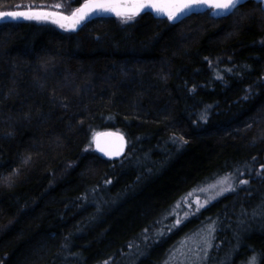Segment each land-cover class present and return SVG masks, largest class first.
Instances as JSON below:
<instances>
[{"label":"trees","instance_id":"16d2710c","mask_svg":"<svg viewBox=\"0 0 264 264\" xmlns=\"http://www.w3.org/2000/svg\"><path fill=\"white\" fill-rule=\"evenodd\" d=\"M84 1L0 0V11L70 14ZM106 129L128 139L119 159L94 149L93 135ZM234 170L248 184L200 215L218 222L208 264L233 247L229 228L264 208L258 2L175 25L145 13L129 24L96 17L74 32L0 22V174L11 179L0 183V264H114L146 234L155 244L151 227L185 192ZM260 223L234 264L251 255L264 264ZM163 240L130 264H164L174 239Z\"/></svg>","mask_w":264,"mask_h":264},{"label":"rangeland","instance_id":"374dc122","mask_svg":"<svg viewBox=\"0 0 264 264\" xmlns=\"http://www.w3.org/2000/svg\"><path fill=\"white\" fill-rule=\"evenodd\" d=\"M234 171L210 176L194 188L185 192L171 205V207L167 209L160 219L158 218V223L151 227V239H155V244H152V241L150 245L149 235L146 234L143 236V239L149 247H142V245L146 243L139 239L134 240L129 245L130 251L126 253L125 259L115 261L114 264H130L131 261L129 258L132 257V255L134 257H142L145 254L147 255L149 252H155L154 249H156V245H159L162 242V239H164L163 241H168V239L172 238L174 241H171L165 249L166 255L163 258L164 264H208L211 250L216 244L214 239L218 228V222L215 218H203L200 215L207 206L211 205L222 196L212 200L205 207L200 208L198 212V205L195 202L199 200L200 204H204V202L210 197L216 196V193L220 188V185H218L217 182L226 176L230 177V182L234 186L238 185L239 181L243 180V176H240V173L237 174V171ZM211 185L217 186L215 188H211ZM201 189L208 190L201 191ZM193 213H195V215H193ZM186 215L187 218L185 219ZM263 218L264 208L263 211L262 208H260V210L252 211L249 217L239 220L236 225H232L229 229L232 230L233 227L235 233L229 237V242H227L228 238L225 239V243H230L232 239L234 245L232 248L230 247V249L222 247L221 252L216 255L218 262L216 264H222V262H224V264H234L233 262L236 257L235 250L238 243L240 242V244H242V241L245 238L258 233L260 231V221ZM177 219H180L183 222L178 227H174ZM210 224L213 226L214 231L209 238L212 246L207 247V245L202 242L201 238L207 236ZM169 229L171 230L169 231ZM161 233H163V235H161ZM229 256L231 259L230 261H227L226 257ZM252 256L253 255L246 260L247 264ZM257 264H259V259Z\"/></svg>","mask_w":264,"mask_h":264},{"label":"snow or ice","instance_id":"6c2138e0","mask_svg":"<svg viewBox=\"0 0 264 264\" xmlns=\"http://www.w3.org/2000/svg\"><path fill=\"white\" fill-rule=\"evenodd\" d=\"M245 0H87L86 3L82 4L79 8H76L71 12L70 15H65L60 11H47L44 10L46 6H40L39 9H36L35 6H23L27 8L26 11H7L0 12V21L9 20V21H31L38 23H51L56 25L59 29L65 32H74L78 28H82L88 22H90L93 17L102 18L105 14L114 15L118 18L121 24H129L135 20L137 16L141 13L151 14L157 18L166 17L167 22H171L175 25L177 22H181L182 18L188 16L190 12H193L195 9L200 7H207L212 11V15L215 17L223 16L226 13H234L238 7L243 6ZM260 10L264 12V0H258ZM16 7H22L17 5ZM56 9H60L61 5L56 4L54 6ZM35 9V10H33ZM247 99V97H244ZM101 135H113V134H101L96 133L92 137V142L95 143L96 149L103 153L105 156H119L121 150L117 151H108L104 147H101L99 137ZM121 142L124 141V137L121 135L118 137ZM25 164L28 163V160L23 161ZM18 171H13V176L17 175ZM11 183L10 178H6L3 174H0V183ZM110 183V181H109ZM220 185L219 191L216 193V196L210 197L200 204V201L197 200L195 203L198 205L197 212L200 208L205 207L212 200L225 195L226 193L234 192L237 187L241 185H247V180H240L238 185L234 186L230 182V177L226 176L222 180L217 182ZM217 185H211V188H215ZM208 189H201V191H207ZM195 215V213H193ZM187 215L185 216V219ZM183 221L177 219L176 225L178 227ZM171 229H169L170 231ZM214 231L213 226L210 224L208 228L207 236L201 238L202 242L211 247L209 238L211 237L212 232ZM163 235V233H161ZM238 247V245H237ZM206 255V250H205ZM260 256L264 257V253H261ZM231 257H226L227 261H230ZM258 257L252 256L248 264H257ZM105 264H110V261H105ZM224 264V262H222Z\"/></svg>","mask_w":264,"mask_h":264},{"label":"water","instance_id":"95a60500","mask_svg":"<svg viewBox=\"0 0 264 264\" xmlns=\"http://www.w3.org/2000/svg\"><path fill=\"white\" fill-rule=\"evenodd\" d=\"M247 1H249V0H245V2H247ZM254 1H256V2H258V0H254ZM87 2V0L86 1H84L83 3H81L80 5H79V7L82 5V4H84V3H86ZM78 7V8H79ZM36 9H39V8H36ZM26 10H28V9H23V10H12V11H26ZM33 10H35V9H33ZM44 10H47V11H58V10H54V9H44ZM207 10H211V9H209V8H207V7H200V8H198V9H195L193 12H190L189 14H188V16L189 15H191V14H194V13H202V12H205V11H207ZM212 11L213 10H211V14H212ZM0 12H7V11H0ZM60 12H62V11H60ZM63 14H65V15H70V14H67V13H64V12H62ZM141 14H143V13H141ZM230 13H226V14H224L223 16H220V17H224V16H227V15H229ZM104 16H114V15H109V14H105ZM187 16V17H188ZM115 17V16H114ZM215 17V16H214ZM94 18H96V17H93V19ZM160 18H166V17H160ZM186 18V17H185ZM216 18H219V17H216ZM184 18H182V20H183ZM5 22V21H9V20H2V21H0V22ZM177 23H179V22H177ZM78 29H80V28H78ZM77 29V30H78ZM76 30V31H77ZM97 133H101V134H113V135H101L100 137H99V141H100V145H101V147H104L106 150H108V151H117V150H121V148H122V151H121V154L119 155V156H111V157H109V156H105L103 153H101V152H99L97 149H96V145H95V143H93V146H94V149H95V151L98 153V154H100L101 156H103L104 158H106V159H110V160H116V159H119V158H121L125 153H126V150H127V147H128V139H127V137H126V135H125V133L124 132H122V131H120V130H117V129H106V130H102V131H100V132H97ZM123 136L124 137V141L123 142H121L120 140H119V136Z\"/></svg>","mask_w":264,"mask_h":264}]
</instances>
